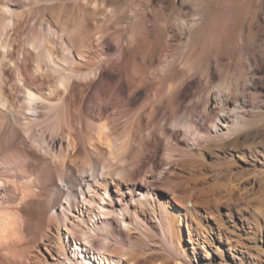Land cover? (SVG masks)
<instances>
[{
	"label": "bare ground",
	"instance_id": "6f19581e",
	"mask_svg": "<svg viewBox=\"0 0 264 264\" xmlns=\"http://www.w3.org/2000/svg\"><path fill=\"white\" fill-rule=\"evenodd\" d=\"M104 8L93 0L85 5L0 0V252L5 264H193L182 223L191 235L190 219L200 227L194 207L209 201L207 191L190 187L186 174L187 166L202 161L167 154L168 168L159 175L158 164L145 166L161 145L178 144L181 131L189 150L193 144L199 153L212 151L224 176L238 168L239 175L232 176L240 180L251 174L246 182L253 180L264 196L261 151L254 150L264 144L256 141L264 135V123L252 140L236 136L250 124L241 91L219 86L215 106L210 95L204 101L201 123L173 117L186 101L176 87L163 84L168 46L163 44L157 57L153 42L143 56L133 54L147 40L146 24L143 38L105 33L93 22ZM152 76L158 78L156 87H148ZM142 89L147 93L138 106ZM246 145L253 150L240 152L255 164L244 169L233 164L236 150L228 149ZM151 179L175 182V188L170 186L169 196ZM229 194L231 202L236 194ZM132 231L145 240H151L150 233L159 235L167 257L146 255L130 242Z\"/></svg>",
	"mask_w": 264,
	"mask_h": 264
},
{
	"label": "rangeland",
	"instance_id": "374dc122",
	"mask_svg": "<svg viewBox=\"0 0 264 264\" xmlns=\"http://www.w3.org/2000/svg\"><path fill=\"white\" fill-rule=\"evenodd\" d=\"M60 1H66L70 5L79 3L85 5L87 2V0ZM93 1L105 5L93 21L95 25L103 26L105 33L118 34L125 31L128 38L131 33L143 38L141 27L146 24L147 40L141 41L139 53L138 50H131L133 54L143 56L153 42V53L157 57L160 47L163 44L168 46V69L163 84L166 87L168 85L176 87L174 90L181 91L186 101L176 110L177 113H173L175 114L173 117L192 118L200 122L207 97L210 95L214 107L217 88L220 86L219 88L223 89L231 85L234 91H241L247 101L248 108L244 114L250 122L248 127L236 136H240L241 142L253 139L255 131L264 123V0ZM158 85V78L152 76L148 87ZM146 93L143 89L138 92L135 99L138 106L145 99ZM223 115L224 113H221V116ZM160 118L161 116L154 119V123L156 124L155 120L158 122ZM217 123L221 126L220 122ZM220 126L215 131H219ZM181 135L178 144L172 147L161 145L156 156L148 155L145 166L150 167L152 162L158 164L159 171L156 174L159 175L160 171L168 168L167 154H173L185 161L187 159L202 161L195 164V167L187 166L189 170L186 168L189 172L186 176L189 178L190 187L204 189L205 193L207 191L206 200L209 201L194 207V212L196 211L193 212L194 218L200 227L190 219L191 235L184 222L182 223L183 245L187 249V258L192 260L193 264H264V214L261 212L264 210V196L253 180L246 182L253 177L251 174L245 175V179L241 180L232 176L239 175L242 169L238 167L246 169L255 164L249 154L240 152L253 149L247 145L242 149H228L236 150L232 153L234 155L232 158L238 169H234L229 176H224L226 173L218 169L212 151L209 152L211 155L206 156L202 151L199 153V150H196L197 146L192 143L190 148L195 151L189 150L183 131ZM256 141L259 143L264 141V135L258 137ZM170 149L173 153L169 151ZM254 150L261 151L259 163L264 165V144L256 145ZM197 151L200 156L196 157ZM187 155L192 157L189 158ZM258 169L264 171L262 166ZM175 173L180 174V171L176 170ZM175 175H171V178L174 179ZM151 181L169 196L172 191L170 186H174L173 190L175 188V182L162 184L154 179ZM230 192L236 194L231 202ZM189 207L193 208L192 203ZM122 228L128 230L126 224H122ZM130 233H132L130 242L141 246L146 255L167 257L159 235L150 233L151 240H145L137 231ZM123 238H127L125 234ZM44 249L42 247L45 254ZM123 259L125 262L129 260L128 257ZM0 264H5L1 252Z\"/></svg>",
	"mask_w": 264,
	"mask_h": 264
}]
</instances>
